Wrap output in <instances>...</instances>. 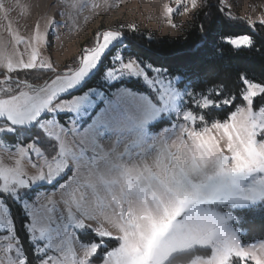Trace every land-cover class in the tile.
<instances>
[{
  "label": "snow or ice",
  "instance_id": "snow-or-ice-1",
  "mask_svg": "<svg viewBox=\"0 0 264 264\" xmlns=\"http://www.w3.org/2000/svg\"><path fill=\"white\" fill-rule=\"evenodd\" d=\"M177 3L181 4V0ZM197 6L198 0H191V8L194 10ZM185 11H188L187 7ZM167 12L172 14L174 9L168 7ZM120 36V32H115L106 42L100 33L94 48L82 51L78 68H66L43 87L13 81L10 75L13 71L35 70L37 56L31 64L23 60L9 64V75L0 82L7 85L0 87V103L3 104L0 121H7V126L0 125V132L14 131L12 126L36 124L42 115H46L47 119L38 126L53 142L51 153L34 141L22 145L18 150L20 157L43 158L44 167L49 171L47 174L37 172L29 175L17 159L14 165L0 170V193H11L15 197L21 189L40 182L55 184L71 173L59 185L58 193H37L31 202L28 233L32 242H42L36 247L37 255L45 252V248L59 253L55 258L44 256L46 258L41 259L40 264H49L50 260L52 264H76L72 258L76 253L70 237L60 243L53 242V236L60 227L54 209L60 205L89 219H95L98 213L107 216L109 209L118 219L123 218L116 224L119 235L113 237L109 233L107 237L116 239L119 246L105 255L103 264H135L145 252L148 253L145 257L147 264H169L176 255L193 256L199 249L210 250V255H196L190 264H236L238 260L245 264H264V255L258 254L257 245L245 246L241 230L232 226L237 217L217 211L215 207L230 204L233 208H248L264 204V107L258 114L254 111V98L264 97V83L242 76L244 91L241 98L246 106L237 108L226 121L194 132L187 124H194L195 118L190 111H185L178 119L186 123L179 124L178 131L174 132L175 139L169 142L170 137L165 130L148 144L146 126L166 114L176 99L172 81L150 78L148 69L158 75L161 70L142 66L136 60L124 62L118 55L115 58L118 66L105 72L109 86L115 88L126 76H132L142 78L150 89L149 93L117 88L111 95L95 89L72 95L73 90L83 89L86 82L83 78L93 74L100 57ZM43 38L40 34V39ZM227 42L236 48L252 45L249 36L229 37ZM101 46L103 51H97ZM85 56L90 57L87 62ZM216 95H220L219 91ZM235 101L233 97L223 103L232 106ZM193 106L218 105L205 95L199 104ZM63 116L68 118L62 119ZM199 119L202 121L203 117ZM213 130L219 136L212 134ZM112 133L117 138L111 148H106L101 138ZM122 141L125 142L123 153L118 151ZM221 141L224 142L223 147ZM145 145L157 150L154 166L145 165L139 171L129 169L122 173L125 188L118 197L112 198V203L102 202L100 186L93 181L100 172L101 162L113 171L118 167L112 163L113 156L120 160L130 148L140 149L138 154H142L146 151ZM49 161L53 163L49 164ZM31 166L35 168V162ZM138 205L143 210H138ZM3 211L6 210L0 199V213ZM148 216L152 217L155 227L146 222ZM72 222L78 227L83 226L75 219ZM0 228L12 231V221L6 220L2 214ZM4 239H9V236L5 235ZM100 248L99 244L82 246L79 264H89ZM12 249L13 244L9 243L4 252L10 253ZM259 249L264 253V241ZM16 255L18 259L15 260L5 255L0 264H28L19 240L16 241Z\"/></svg>",
  "mask_w": 264,
  "mask_h": 264
},
{
  "label": "rangeland",
  "instance_id": "rangeland-1",
  "mask_svg": "<svg viewBox=\"0 0 264 264\" xmlns=\"http://www.w3.org/2000/svg\"><path fill=\"white\" fill-rule=\"evenodd\" d=\"M222 6L227 7L231 12L237 13L242 17L248 19L251 22H261L264 21V0H218ZM207 0H198V6L196 9L191 8V0H181V4L177 3V0H0V21L2 22L0 25V37L2 36V27L6 28V31H12L15 22L10 23L9 18L17 16L21 9V12L27 13V26H28V35H29V55L31 56L32 51H35L37 54V67L36 68H44V69H59L65 61L70 59L73 55L79 54L81 55L84 49H93V43L97 38L93 39L96 34L103 33L104 40L107 42L108 38L115 34L117 31L107 30L111 27H126V28H143L148 29L149 31L156 32L158 34H167L171 36H175L183 32L184 28H186L190 21L193 20L196 11L202 8L206 4ZM171 7L174 9L172 14L167 12V8ZM185 7L188 8V11H185ZM177 9V10H176ZM104 29V30H102ZM40 34L44 36L43 39H40ZM247 37V36H243ZM93 39V43H92ZM36 43V47L33 48V44ZM113 51L111 55H107V59L104 63V71L102 75L99 77L98 82L95 86L86 89L84 92H88L91 89H95L100 92H104L106 95H111L114 93L117 88H126L137 91L139 93H149L144 91H139L136 89H132L125 85L120 87L112 88L109 86V83L105 80V72L115 66H118V62L115 59L118 55H120L124 62L128 60H136L142 66H151L150 64L138 60L136 57L126 54L125 45L122 42V37L113 42L112 46ZM97 51H103V46ZM79 58V57H78ZM85 62H87L90 57L85 56ZM102 57H100L101 62ZM105 60V59H104ZM73 64V62L71 63ZM100 64V63H99ZM99 64L93 69V73L99 67ZM43 65V67H41ZM50 65L54 67H50ZM74 66L71 65L72 69ZM77 68L79 67L76 66ZM154 69L161 70L160 75H158L155 71H151L148 69L150 78L153 80L162 79L165 82L172 81V87L176 93V99L171 102L168 107L166 114L162 115L160 118L150 122L146 127L148 133V144L152 143L153 138H159L161 132L167 130V135L171 139H175L174 132L178 131V126L180 123H186L181 119H178L182 116L183 112L190 111L195 118L194 124H187V127L190 128L194 132H199L203 128L211 127L212 124L216 122H220L218 120H212L210 122L205 121L203 112L208 110L210 107H199L193 106L194 104H199L202 97L207 95L210 100L214 101L216 105H219L221 102L225 100L231 101L232 98L222 99L221 101L215 98L216 92L215 90H208L205 94H192L190 89L187 86L178 87L177 84L180 80V76H172L166 72L165 69H161L158 67L151 66ZM9 74L8 71H4ZM91 75V74H89ZM58 76V75H57ZM56 77V76H55ZM53 77V78H55ZM88 77L87 75L83 78ZM52 78V79H53ZM51 79V80H52ZM140 80L148 89L149 87L143 81L142 78L126 76L123 80ZM4 79L0 80L1 82ZM50 81V80H49ZM48 81L40 84V87L45 86ZM27 84V83H26ZM7 85H3L0 83V87H6ZM14 86V85H13ZM39 86V85H37ZM150 90V89H149ZM244 91V89H243ZM242 91V93H243ZM241 93V96H242ZM82 94V93H81ZM5 95H8L7 93ZM80 95V94H74ZM70 98V97H69ZM190 102L193 107H197L198 111L193 112L187 103ZM246 106V102L243 101V104L236 106L235 110L239 107ZM258 109L254 110L257 114L259 112ZM234 110V111H235ZM232 113V112H231ZM230 113V114H231ZM230 114L227 116L226 121ZM203 117V120L199 119ZM41 118L47 119L46 115H42ZM67 116H64L63 119H67ZM167 118L173 120L171 125L164 126L159 130H153L151 128V124L154 122ZM221 121V122H223ZM84 123V121H81ZM39 127L37 124H33ZM32 126V125H30ZM175 126V127H174ZM29 127V126H28ZM40 128V127H39ZM14 134L19 135V132H16L14 128ZM3 134L0 133L1 138L4 139ZM214 135L219 136L215 130H213ZM116 134H107L106 136L101 138V142L105 144L106 148H111L112 143L116 139ZM132 139V137H129ZM6 141V139H5ZM8 141V140H7ZM34 140H30L26 143L33 142ZM10 142V141H8ZM10 142V143H17ZM35 142V141H34ZM36 143V142H35ZM124 141H122L118 145V151L124 152ZM37 144V143H36ZM38 145V144H37ZM87 146V145H86ZM221 146H224V142L221 141ZM146 151L142 154H138L140 149L130 148L127 154L122 155L120 160H116L115 157H112V163L117 165L118 167L109 171L108 166L104 165L101 162L100 172L93 177L94 183L100 186V198L102 202L106 201L112 203L113 197H118L121 190L125 188L124 179L122 173L127 172L129 169L133 171H139L145 165L154 166V160L157 157L158 153L155 148H147L145 145ZM225 154L227 155V150L225 148ZM251 155V154H250ZM33 158V157H32ZM264 159V157H262ZM34 160V159H33ZM68 175V174H67ZM65 176L64 180L67 179L68 176ZM63 180V181H64ZM62 181V182H63ZM115 181V183H114ZM61 182V183H62ZM60 183V184H61ZM33 184L31 186H34ZM59 186V185H58ZM57 189V188H56ZM60 189L55 190H46L43 189L37 193H58ZM36 193V194H37ZM10 194L15 200L20 203L28 215V213L32 210L31 202L34 201L36 194L33 198L28 199L25 196V192L20 190L16 196ZM0 199H2L0 197ZM3 205L6 211H3L2 215H4L6 220H11V215L9 208L3 201ZM149 203H152L151 201ZM27 206V208H26ZM229 207V210H223V207ZM114 210L115 205H113ZM217 211H221L224 214H230L231 216H235L234 209L230 204H221L216 205ZM138 210H143L142 206L138 205ZM55 213L59 219V231L54 234L53 242L60 243L64 241L66 238L70 237L74 246V251L76 253L72 258L75 260L76 264L80 262V249L84 245L91 246L92 244L101 245L102 242H82L78 236L77 232L83 228L92 229L100 238L108 237L109 233L113 234V237L119 235V230L116 227V224L121 222L123 218H117L111 213V209H109V213L106 215L98 213L95 219H89L82 216L80 213L76 212L73 214V211L68 207H64L63 205L58 206L54 209ZM29 221L26 224L27 230L30 228V219L31 217L28 215ZM75 219L80 222L83 226L78 227L76 223H73L72 220ZM238 218L232 222V226L238 230H241L236 222ZM146 222H151L153 227H155L154 221H152V217L148 216L146 218ZM55 227V226H54ZM242 231V230H241ZM8 235L9 239H4V236ZM155 236V232H153ZM18 238L15 235L13 222H12V231L8 232L5 228H0V259H3L5 255H10L12 259H18L16 255V241ZM264 241L262 239H256L251 242H243L245 246L249 244L257 245V252L260 255H264V253L260 252L259 245ZM13 244V249L10 253H5L4 249L8 246V244ZM42 242L37 240L33 242L36 247H39L38 244ZM47 244V237H45V245ZM119 246V244L113 248H110L107 252H105L102 256L101 262H93L92 258L89 260V264H103V260L105 255ZM64 250H66V246H63ZM45 252L39 255V259L47 257H58L59 253L55 250H49L45 248ZM37 254V252H36ZM96 255V254H95ZM148 255L147 252L144 253L139 259L136 260L135 264H147L145 257ZM210 255V254H209ZM40 264V261H39ZM49 264H52V261H49ZM187 264H190L187 263Z\"/></svg>",
  "mask_w": 264,
  "mask_h": 264
},
{
  "label": "trees",
  "instance_id": "trees-1",
  "mask_svg": "<svg viewBox=\"0 0 264 264\" xmlns=\"http://www.w3.org/2000/svg\"><path fill=\"white\" fill-rule=\"evenodd\" d=\"M107 30L121 33L126 54L151 66L165 69L172 76H180L178 87L187 86L192 94H205L210 89L219 91L220 95H215L219 101L236 98L235 104L232 106L221 102L218 106H212L205 110L203 114L207 122L215 119L223 121L235 110L236 106L243 104L241 98L244 89L242 76L254 82L264 83V24L251 22L241 15L231 12L218 0H207L206 4L196 11L193 20L189 22L183 32L175 36L158 34L137 27H111ZM99 34H96L93 39L97 38ZM239 36H249L252 39V45L236 48L227 42V38ZM92 47H94V43ZM112 51L113 47L102 57L97 70L84 79L86 82L83 89L73 90L72 95L81 94L96 85L104 71V63L108 60L107 55H111ZM78 57L79 54L73 55L57 70L36 68L35 70L13 71L10 75L13 81L40 85L61 75L66 68H71V65L74 66L73 68H77ZM72 62L73 64H71ZM7 75L9 74L0 71V80ZM122 85L139 91H150L140 80H123L116 87ZM187 105L193 112L198 111V108L193 107L190 102ZM259 107H264V97L262 96L254 98V110ZM172 121L163 118L151 124V128L156 131L171 125ZM15 129L19 135L6 133L3 135L4 139L20 143L34 140L40 147L46 149L47 153L53 151V142L49 141L36 125L15 127ZM64 178L65 176L61 177L55 184L40 183L21 190L25 192L28 199H31L43 189H56ZM0 197L9 208L15 235L24 255L28 257V264H39V256L35 252L33 242L29 239L26 227L29 221L28 215L22 205L10 194L0 193ZM223 210H229V207L225 206ZM234 213L238 218L236 224L242 230L241 240L243 242L264 238V204L236 208ZM77 236L82 242H102L100 250L92 258L93 262H101L103 254L119 244L116 239L100 238L88 227L78 230ZM209 251L199 249L193 256L178 254L169 264H187L196 255L207 257L210 254ZM236 264H245V262L238 260Z\"/></svg>",
  "mask_w": 264,
  "mask_h": 264
},
{
  "label": "crops",
  "instance_id": "crops-1",
  "mask_svg": "<svg viewBox=\"0 0 264 264\" xmlns=\"http://www.w3.org/2000/svg\"><path fill=\"white\" fill-rule=\"evenodd\" d=\"M10 23L15 22V26L12 31H6L4 27L1 26L2 36L0 37V71H8L9 64H18L21 60L31 64L35 59L37 54L35 51H32L31 56L29 55V35H28V26H27V13L19 11V14L14 17L9 18ZM0 21V25H1ZM235 38V37H233ZM22 40V41H21ZM23 41H27L24 43ZM36 47V43L33 44V48ZM27 90V87H25ZM6 98V97H3ZM3 109V104L0 103V110ZM42 117V116H41ZM44 118H40L36 122L37 125L43 121ZM43 123V122H41ZM0 125L7 126V121H0ZM13 128L18 126H12ZM4 133H13L14 131H2L1 134ZM32 143V142H29ZM27 143V144H29ZM27 144H20V143H10L7 140L1 138L0 136V170L6 168L7 166H12L15 164L17 159H20L21 166L24 168L29 175H35L37 172L42 174H47L49 169L44 167L43 158L40 160H36L35 157H20L18 155L19 148L23 145L26 146ZM34 159V160H33ZM35 162L36 167L33 168L31 163ZM52 164V161L48 162ZM67 179L71 176V173L67 175ZM67 179H65L62 183H64ZM46 183V182H40ZM36 183V184H40ZM61 183V184H62ZM60 185V184H59ZM60 189L59 186L57 187L58 190Z\"/></svg>",
  "mask_w": 264,
  "mask_h": 264
},
{
  "label": "water",
  "instance_id": "water-1",
  "mask_svg": "<svg viewBox=\"0 0 264 264\" xmlns=\"http://www.w3.org/2000/svg\"><path fill=\"white\" fill-rule=\"evenodd\" d=\"M26 83H27V82H26ZM27 84H30V83H27ZM30 85H32V84H30ZM32 86H37V85H32ZM38 87H40V85H39Z\"/></svg>",
  "mask_w": 264,
  "mask_h": 264
}]
</instances>
